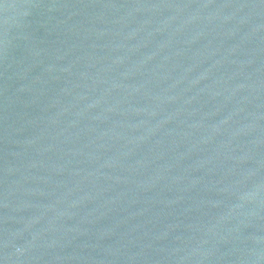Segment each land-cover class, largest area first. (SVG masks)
Instances as JSON below:
<instances>
[{"label":"water","instance_id":"water-1","mask_svg":"<svg viewBox=\"0 0 264 264\" xmlns=\"http://www.w3.org/2000/svg\"><path fill=\"white\" fill-rule=\"evenodd\" d=\"M0 264H264V0H0Z\"/></svg>","mask_w":264,"mask_h":264}]
</instances>
